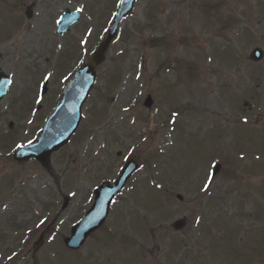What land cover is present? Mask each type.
Returning <instances> with one entry per match:
<instances>
[{"label": "rangeland", "instance_id": "374dc122", "mask_svg": "<svg viewBox=\"0 0 264 264\" xmlns=\"http://www.w3.org/2000/svg\"><path fill=\"white\" fill-rule=\"evenodd\" d=\"M120 2L0 0L1 66L12 79L0 101V264H264V162L253 166L244 107L264 115V61L249 59L264 51V0H137L49 170L13 161L105 40ZM78 9L80 21L60 36V17ZM127 160L140 168L106 224L67 250L94 189Z\"/></svg>", "mask_w": 264, "mask_h": 264}, {"label": "water", "instance_id": "95a60500", "mask_svg": "<svg viewBox=\"0 0 264 264\" xmlns=\"http://www.w3.org/2000/svg\"><path fill=\"white\" fill-rule=\"evenodd\" d=\"M134 1L123 0L114 24L108 32L106 41L98 48L91 62L77 72L73 81L65 90L58 107L47 121L38 140L14 153V159L17 162L22 163L36 159L43 167L47 168L51 154L65 146L74 135L81 121L82 106L95 84V70L105 61V54L116 36L118 26L133 9ZM79 16V14L64 15L60 24V31H67L73 23L79 20ZM251 58L254 61H258L262 58V53L259 50H255ZM1 60L2 57L0 56V63ZM9 85L10 79L0 69V100L6 95ZM151 104V99L148 98L145 105L150 107ZM136 169L137 165L134 162L129 163L117 183L113 186L104 185L98 189L96 203L92 210L73 229L71 237L65 241L70 249H79L87 237L101 227L108 215L110 202L124 187ZM219 169V166L216 167L215 174L219 172ZM182 225V222L177 223L175 229L179 230Z\"/></svg>", "mask_w": 264, "mask_h": 264}, {"label": "flooded vegetation", "instance_id": "af4514ba", "mask_svg": "<svg viewBox=\"0 0 264 264\" xmlns=\"http://www.w3.org/2000/svg\"><path fill=\"white\" fill-rule=\"evenodd\" d=\"M251 113L253 114V124L251 126V139L250 141L253 143V147H252V154L256 155V156H260L259 153H257V149L259 147H257V139H262L264 140V127H259L258 121L261 120V118L264 115L258 114V109L257 108H253L251 110ZM255 113V114H254ZM264 144V141L262 142ZM255 146V147H254ZM262 149H264V145L261 146ZM260 163L259 162H255V168L260 169L261 167H259ZM113 182V181H112Z\"/></svg>", "mask_w": 264, "mask_h": 264}, {"label": "snow or ice", "instance_id": "6c2138e0", "mask_svg": "<svg viewBox=\"0 0 264 264\" xmlns=\"http://www.w3.org/2000/svg\"><path fill=\"white\" fill-rule=\"evenodd\" d=\"M78 11H83V9H78ZM90 34V33H89ZM51 78V74H49L48 76H45L43 79H45V80H48V79H50ZM41 102V100L40 99H37L36 100V103H40ZM174 115H178V114H175L174 113ZM29 143L31 144L32 142L31 141H29ZM17 147L18 148H23V147H25V145H22V144H20V145H17ZM213 165H210V167H212ZM205 179H206V183L204 184V190L205 191H207L208 190V188L210 187V185H211V176H210V174H206V177H205ZM73 195H75V193H73ZM41 223H43V221H41ZM38 227H39V225H37ZM9 259H11V257H9Z\"/></svg>", "mask_w": 264, "mask_h": 264}]
</instances>
